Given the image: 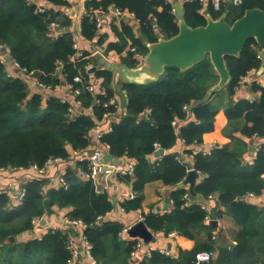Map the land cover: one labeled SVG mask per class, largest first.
<instances>
[{
  "label": "trees",
  "instance_id": "16d2710c",
  "mask_svg": "<svg viewBox=\"0 0 264 264\" xmlns=\"http://www.w3.org/2000/svg\"><path fill=\"white\" fill-rule=\"evenodd\" d=\"M50 1L57 7L70 6L67 0ZM113 6L134 14L137 32L124 20L120 27L113 25L116 40H108V35L99 32L96 9L109 11ZM183 7L189 25L206 24L198 0L186 1ZM254 7L264 10V0H243L241 5L227 9V18L232 13V19L227 20L233 22ZM86 10L80 19L82 36L88 41L97 37L98 45L106 44V51H116L120 62L132 67L139 65L148 52L147 42L170 38L179 31L173 4L168 0H87ZM210 13L214 18L222 14L213 10ZM54 20L67 28L73 26L70 15L61 8L51 7L42 13L37 10L36 0H0V168L44 166L50 158L66 159L71 151L88 149L91 130L105 113L118 110V102H110L121 91L127 97L125 110L102 136L113 157L128 156L135 161L133 174H117L136 193L119 205L126 212L141 209L146 184L162 181L172 187L173 208L164 213H144L143 220L155 233H178L194 239L196 244L191 249H179L177 255L154 249L143 259L133 260L138 239L124 238V223L107 217L115 207L109 192L99 191L95 180L68 168L63 174L64 184L46 192L47 177L39 175L27 181L26 193L16 204L10 195L0 192V264H69L74 235L71 226L19 240L20 234L35 228L33 219L41 221L45 217L46 197L52 206L67 208L68 218L86 223L84 232L92 245L94 260L83 264H196L200 251L213 253L210 264H264V209L246 199L247 193L260 194L264 190V150H258L252 162H245L239 148L247 144V138L264 137V85L253 82L252 89L259 92L255 100L234 99L243 78L262 64L258 57L262 47L256 40H248L238 56H226L230 81L207 97L208 88L219 80L209 56L187 70L168 66L163 77L144 84L125 80L115 84L110 68H89L95 64L90 51L83 50L80 57L72 59L77 53L74 33L67 29L53 36L50 24ZM5 50L12 56L9 61L2 57ZM14 62L20 70L31 72L34 81L52 88L64 82L78 88L80 112L74 114L72 104L56 95L45 96L32 90L19 70L8 71L7 65ZM79 73L84 78L77 82L74 78ZM92 76L102 78L105 94H93L88 89ZM221 95L228 98V127L240 134H230L237 145L218 144L209 153L196 152L191 146L202 144L204 134L214 130L219 106L212 98ZM106 102L110 103L107 107ZM190 105L193 107L188 109ZM89 108L94 110V117L87 113ZM178 120L185 122L179 132L174 124ZM179 137L186 144L184 152L194 156V168L205 175L195 185L196 195L206 199L217 194L226 213L241 225L235 244L218 245L215 230L207 221L208 211L190 199L188 188L178 187L189 170L188 161L173 151ZM157 146L166 153L152 160ZM78 165L83 171L89 169L86 161ZM202 232L206 239L201 238Z\"/></svg>",
  "mask_w": 264,
  "mask_h": 264
},
{
  "label": "crops",
  "instance_id": "0c3cea01",
  "mask_svg": "<svg viewBox=\"0 0 264 264\" xmlns=\"http://www.w3.org/2000/svg\"><path fill=\"white\" fill-rule=\"evenodd\" d=\"M70 4V6H62L60 7L63 11H68L69 15L73 22V27H75V23H80L81 17L84 15V11L86 10V1L87 0H67ZM59 8V9H60ZM104 24L103 27L100 29V33L108 35V40H116V35L113 31V25H117L118 27L121 26L122 21L124 20L126 23H129L134 28L135 32L138 31V21L134 19V17H124L119 18L115 11H108L104 14ZM69 29V27H68ZM79 33V34H78ZM74 36L78 40V45L80 46L81 50H87L90 51L95 64L92 65V67H95V69L98 68H110L111 62L109 61L107 55L109 53H113V51H106V44L98 45L97 44V37L93 41L86 40L82 34L81 31H77V33L74 32ZM120 61V57L119 60ZM10 67H8L9 72H14L15 69L13 67V63H9ZM10 68V69H9ZM93 77V76H92ZM98 88L102 87V78H96ZM123 78H120L119 81H122ZM254 81L260 82L264 85V72L259 74L258 69L251 70L247 76H245L241 82V84L237 87L236 93L234 95V99L247 97L249 99L255 100L259 97V92H256L252 89V84ZM67 88L65 86V83L57 85L56 87L52 88L50 90V93L53 95H56L58 97L67 94ZM122 93L119 92V94L114 99L115 102L119 103L118 110L113 113L109 117H104L102 121H100V128L104 131H109V127L114 123L115 121H118L124 110L125 107L122 103ZM216 98V99H215ZM68 100L71 102L74 101V98L69 95ZM213 103L215 105L219 106V110L215 116L214 121V130L210 132H206L203 136V143L202 144H195L192 145L191 148L198 152V151H204L209 153L212 148L218 144H231L232 146L237 145L236 141L232 139L230 134H234L235 136H239L238 131H233L232 128L228 127V116L225 111V107L227 104L228 98L224 95L213 97L212 98ZM185 122L182 121H176V129L179 132V129L181 125H183ZM106 131V132H107ZM92 137V142L89 148L87 149L88 152H92L96 147H102V144H100L97 141L96 137V130H91L90 133ZM259 138H247L245 139L246 145H239V148L243 151V157L245 162H252L255 158L256 150L251 151V147L259 141ZM241 144V143H240ZM186 148V144L184 140L179 137L177 140V143L175 147L173 148V151L177 152L183 159L188 161L189 163V170L193 169V163H194V156L192 154L185 153L184 150ZM166 153V150H165ZM112 156V155H111ZM160 157V156H159ZM154 154L152 155L151 159L155 160ZM117 160L114 162L113 160ZM134 161V159L128 157V156H122V157H113L108 162V165H111L114 167L113 171H105L102 173L99 177L95 179V183L97 186V189L99 191H107L111 195V198L113 196L116 197L117 205H115L114 209L107 214V217L114 220H119L122 223H124L125 227H130L132 224L136 223L140 219H143L144 213L149 212H159L164 213L168 212L173 208V200L171 198V191L172 187L163 184L162 181L156 180L152 181L148 184H146L143 192H144V198H143V204L142 208L136 211L132 212H126L124 211L119 203L124 201L129 197V193L132 190V186L128 182L121 181L118 179L117 174L121 172L127 165ZM78 160L75 157H70L67 160L57 162L54 164H51L48 166L45 174L43 176L47 177L49 180L48 185L45 187V192L51 188V187H57L61 185V182L59 181V178L66 172L68 168H73L75 171L83 178L88 179L85 176H82L83 170L78 165ZM198 171V170H197ZM199 172V177L196 180V184L205 177L203 173ZM35 176H39L35 171L28 169V170H19V171H13V172H0V185L5 186L8 184H13L14 188L17 189L22 184L26 183L27 181L33 179ZM189 189L188 185L185 186ZM14 190V195H15ZM190 191V190H189ZM191 193V192H190ZM192 194V193H191ZM47 198V197H46ZM191 200L200 202L202 206L208 211V217L207 221L211 223V221H216V226L213 227L216 234V243L221 246H230L232 244H235L238 236L241 231V225H239L236 220L226 213L225 207L221 204L218 195L212 194L208 198H200L198 195H192L190 197ZM247 201L256 204L260 208L264 209V190L260 194H256L254 197L247 198ZM19 200H16V197H14L13 202L16 204ZM56 213L52 214L51 216L45 215L44 219L46 220V223L48 225H57L61 226L67 218L68 209L63 208L60 209L57 206H52ZM261 224L264 226V215L261 219ZM71 229L74 231V235H77L78 231L71 227ZM41 223L39 225H36L33 230H28L23 232L19 235V240L25 241L31 237H35L36 235L43 234L42 232ZM45 233V232H44ZM154 236L156 237L155 242L145 243L142 245V247L137 250V257H140L139 259H143L144 255H149L148 249H164L171 252L172 255H177L179 249H191L195 246L196 241L192 238L183 236L178 233H170L169 235H166L163 232H154ZM124 238H130L128 234L124 235ZM201 238L206 239L207 235L206 233H201ZM137 261V259H133ZM89 262L87 260V257L83 252H81L80 257L76 260L75 264H83Z\"/></svg>",
  "mask_w": 264,
  "mask_h": 264
},
{
  "label": "water",
  "instance_id": "95a60500",
  "mask_svg": "<svg viewBox=\"0 0 264 264\" xmlns=\"http://www.w3.org/2000/svg\"><path fill=\"white\" fill-rule=\"evenodd\" d=\"M175 15L179 26L177 34L170 38L160 37L155 42H147L148 52L142 57L141 63L137 66H129L126 63H111L110 69L114 72V81L123 80L144 84L149 81L157 80L164 76L166 68L178 67L181 70H187L193 65L210 57L211 63L219 76L217 83L211 85L206 96L208 97L215 91H219L226 87L229 83L231 74L227 66L226 56H238L250 39H255L257 44L264 48V10L258 7L246 9L244 14L229 22L227 20L228 12H223L220 17L214 18L211 13L206 16V24L193 27L189 25L184 18L183 4L176 0L173 3ZM232 8L231 4L227 9ZM12 59L10 53L6 55V61ZM95 69V67H92ZM264 72V53L262 55V64L258 69V73ZM123 106L127 105V97L122 93ZM190 105L188 109H191ZM251 151L255 150L252 146ZM165 153V149L158 148L154 156L159 157ZM112 156L106 153L104 160V171H113L114 167L108 165ZM116 162L117 160H113ZM199 177V172L193 168L188 170L184 181L178 184V187L188 185L192 195H196L195 185ZM112 200L117 205L116 197ZM44 207L46 214L51 216L56 213L52 207V201L49 197L44 199ZM41 223L45 224L46 220L41 219ZM213 227L216 221H211ZM129 237L143 240L145 243L155 242L154 232L147 226L143 219L132 224L128 233ZM202 264H210L208 261Z\"/></svg>",
  "mask_w": 264,
  "mask_h": 264
},
{
  "label": "built area",
  "instance_id": "2783aa9c",
  "mask_svg": "<svg viewBox=\"0 0 264 264\" xmlns=\"http://www.w3.org/2000/svg\"><path fill=\"white\" fill-rule=\"evenodd\" d=\"M170 2H172V4L174 3V1L176 0H168ZM182 4L186 1H194V0H179ZM201 4V8H200V12L202 14L205 15V17L207 16L208 13H210V10L216 11V12H225L227 11V7L229 4H231L232 7L234 6H239L242 4L243 0H198ZM37 2V10L39 12H46L49 8L51 7H55V8H60L57 7L55 5L52 4V2L50 0H36ZM115 11L116 15L119 18H124V17H134L135 16L132 12L129 11H124L121 9H118L116 7H112L109 11ZM173 10L175 13V9L173 6ZM87 12V10L84 11V14ZM108 12V11H104L102 9V7H99L98 9H96V23H97V28L100 31V29L103 27L104 24V14ZM64 13L69 14L68 11H64ZM153 20H155V17L153 18ZM51 27V34L53 36H59L61 35L64 30H67V27H64L61 25V22L59 20H54L53 22H51L50 24ZM71 31H73V33H77V31H81V26L80 23H75V27H70L69 28ZM79 34V33H78ZM2 47V46H1ZM74 48L77 50V53L73 56V60H76L78 57H80L82 55V51L80 46L78 45V40L77 38L74 36ZM132 50H135V48H132ZM9 52L7 50L4 51L2 57L4 59V61H6V55ZM264 53V48H261L258 51V57L262 59V55ZM109 61L111 63H119V57L120 54H118L116 51H113V53H109L107 55ZM13 67L15 69V71L19 70V73L21 74V76L24 77L25 81L28 83V85L30 86V88L34 91L37 92H41L43 93L45 96L50 95V90L52 89V87L50 85H47L43 82L40 81H34L32 79V73H28L25 69H21L19 68L18 64L16 62H14ZM90 69L92 68L89 67ZM14 71V72H15ZM83 74L79 73L78 75L75 76L74 80L79 82L83 80ZM97 80L94 79L93 77H91L90 79V83L88 85V89L93 93V94H97V93H101V94H105V90L103 87H99L98 88V84L96 82ZM65 83V86L67 88V94L60 96V99L62 101H69L72 106V112L75 114V112H80L79 109H77L80 106V101L76 99V96L80 93V90L78 88H73L72 84L69 83ZM71 95L74 98V101L71 102L70 100H68V96ZM252 100V99H250ZM110 103H116L114 100L111 101ZM109 102H106L104 105L107 107L110 104ZM117 108L120 106L119 103L116 104ZM87 113H89L91 116L94 117V110L92 108H89L88 110H86ZM112 113H105L104 117H109L111 116ZM100 119L97 121V124L95 126V130H96V137H97V141L102 144V147H96L94 150H92V152H88L87 149L86 150H82V151H71V154L69 156L70 157H75L78 161H86L88 163V167L89 169L87 171H83L82 176H85L87 178L93 179L95 180L97 177H99L102 173H104L105 171L103 170L104 165L106 164L105 160H104V156L106 153H110L109 149L110 146L109 144L105 143L102 141V136L103 134L107 131H104L103 129L100 128V121L103 120ZM176 122H174L175 124ZM111 129V126L109 127L108 130ZM254 138H257V135L253 136ZM260 140L255 144V150H264V137L263 138H259ZM160 148V146H157V149ZM156 149V150H157ZM68 158H66L67 160ZM64 158L61 157H55V158H50L47 160L46 164L44 166H39L37 164H33L30 168L33 171H35L38 175H43L45 174L48 166H50L51 164L57 163V162H61L64 161ZM134 166H135V161L130 162L127 167H125L123 170H121L122 174H133L134 172ZM25 169L23 167L20 168H16V167H2L0 168V172H13V171H19V170H28ZM59 181L61 182V185L64 184V178L63 175L59 178ZM25 184V183H24ZM22 184L20 187H18L17 189L14 188L13 184H8L5 186H1L0 185V192H4L7 193L8 195L11 196L12 200L14 199V197H16V200H21L23 198V196L26 193V188L25 185ZM14 190L15 191V195H14ZM135 191L131 190L129 193V197L133 198L135 197ZM256 194L253 192H249L247 193L246 197L247 198H251L254 197ZM99 218H102L101 216ZM32 223L34 226L39 225L41 223V221L37 220V219H33ZM61 226H71L74 229H76L78 231L77 235H73L72 236V258L69 261V264H75L76 260L80 257L81 252H83L85 254V256L87 257V260L89 262H92L94 260V256L92 254V245L91 243L88 241L86 235H85V228H86V223H84L81 219H70V218H65L63 224ZM61 226H57V225H48L47 223L42 224L41 223V227H42V233L47 232L49 229H57ZM128 229L129 227H125L124 230L122 231V236L124 237V235H126L128 233ZM42 235V234H41ZM38 235H36L35 237H37ZM40 236V235H39ZM144 244V242L141 239H138V243H137V249L132 253L133 258L137 259V261H139L140 257H137V250H139L142 245ZM154 250L153 248H149L148 249V253L150 254L151 251ZM161 252L168 254V255H172L170 251L168 250H164V249H159ZM213 257V253L209 252V251H200L196 254V264H202L205 261H210Z\"/></svg>",
  "mask_w": 264,
  "mask_h": 264
},
{
  "label": "rangeland",
  "instance_id": "374dc122",
  "mask_svg": "<svg viewBox=\"0 0 264 264\" xmlns=\"http://www.w3.org/2000/svg\"><path fill=\"white\" fill-rule=\"evenodd\" d=\"M227 19H228V20H231V19H232V13L229 14V16H228ZM9 65H10V64H8L7 67H10ZM9 69H10V68H9ZM117 83H118V82H115V84H117Z\"/></svg>",
  "mask_w": 264,
  "mask_h": 264
}]
</instances>
